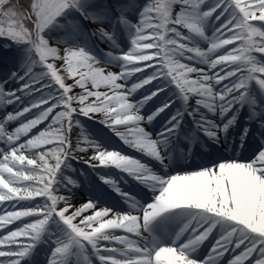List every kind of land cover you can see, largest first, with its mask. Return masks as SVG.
<instances>
[{
	"label": "snow or ice",
	"instance_id": "1",
	"mask_svg": "<svg viewBox=\"0 0 264 264\" xmlns=\"http://www.w3.org/2000/svg\"><path fill=\"white\" fill-rule=\"evenodd\" d=\"M85 22L112 43L106 24L128 30L131 48L116 57L120 70L107 71L86 48L69 46ZM0 42L20 63L0 79V230L31 218L0 233V264H26L48 241L47 264H264V0H0ZM77 67L87 75L76 79ZM89 80L112 94L88 90ZM153 82L150 95L134 98ZM155 97L160 107L141 115ZM177 101L161 131L140 126ZM82 118L111 129L149 161L109 150L87 134ZM241 120L245 154L226 155L230 129ZM116 125H134L135 141ZM253 128L260 146L249 150ZM182 141L216 147L185 152ZM71 161L94 171L114 166L147 191L141 199L121 193L126 209L76 203L78 182L61 180ZM110 177L100 175L120 192Z\"/></svg>",
	"mask_w": 264,
	"mask_h": 264
},
{
	"label": "rangeland",
	"instance_id": "2",
	"mask_svg": "<svg viewBox=\"0 0 264 264\" xmlns=\"http://www.w3.org/2000/svg\"><path fill=\"white\" fill-rule=\"evenodd\" d=\"M29 2V0H26ZM146 0H142L143 3H146L145 2ZM20 3H22L21 0H19ZM209 4L212 3V0H208ZM138 19V17H137ZM136 21L133 20V23H135ZM109 31L111 32H114L115 33V43H112L102 37H100L98 34L97 35H93L95 29H96V25H93V24H86L85 27H84V31H83V35L75 42L71 43L69 46L71 47H84L86 48L92 55H94L99 61H100V64L99 66H103L106 68L107 71H118L120 70V62L118 61V59L116 58L121 52H127L128 50H130L131 48V43H130V35H129V32L127 29L126 32L127 34H124L123 31L121 28L119 27H111L109 25H105ZM215 27H216V24L215 22H212L210 21L208 26H207V29H206V32L209 36H211V34L213 33V31L215 30ZM54 39H59V34H55L54 35ZM202 46L203 43H202ZM227 49H231L232 46L231 45H228V46H225ZM5 50L6 48L2 47L0 48V59H3V60H7V64L4 66H0V79H3L7 74H9V71H18L20 69L19 66H17L14 62H12L10 60V57L11 56V52L9 51L8 53H5ZM220 51H224V49H221ZM111 53V55H110ZM258 57L260 54H256ZM184 62V61H182ZM65 65H61V67H64ZM202 67H205V70H207L206 66H202ZM76 72H77V76H76V79H79L80 78V74H84V75H87L88 73V68L86 67H77L76 68ZM62 74H66V73H62ZM135 77H132V80H134ZM192 80L196 79V76L193 74L192 77L190 78ZM68 83H73V79L71 77H69ZM158 82H153V85H148L146 86L145 88L143 89H140L138 90V92L136 93V96L134 97L135 99H141L143 96L145 95H150L151 94V91L154 90V86L157 84ZM131 84V80L129 81V86ZM15 82L13 81V84H11V86L13 87H17L15 86ZM87 87H88V90L90 91H99L101 93H105L107 92L109 95H111V89L109 88H106L104 86H101L99 89H96L95 87L92 86L90 80L87 81ZM77 91H83L81 89H77ZM171 91V89L169 90ZM36 96L38 97L39 94L37 93ZM34 99V97L32 96H29V97H25L24 98V103L27 104V103H30L32 100ZM90 99H95L94 97H91ZM194 99L195 97L193 98V103H194ZM162 103V100H161V97H155L153 100L149 101L147 104L144 105V107L140 110V114L141 115H145V116H149L151 115L153 112L156 111V109L158 107H160ZM179 101H177V103L175 105H173V109H170L168 110L167 112L165 113H161L160 116H158L153 122L151 125H146L145 123L142 122L141 125H145V126H150L152 127V125H156L158 127H161L163 125H165L167 123V120L170 118V113L179 105ZM26 115H29L31 116V113H28ZM21 119H23V117H21ZM47 123V122H45ZM81 123L83 124L85 130L87 131V133L91 136L92 139L96 140L97 142L101 143V141H99L98 139H96V137L94 136V134L90 131L91 130H94L96 132H99L100 134H102L103 136V140L110 144V145H113V146H117L119 141L118 139L120 140V137L117 136V140L110 136V135H107V134H103L102 131H100L96 126L94 125H89V123L87 122L86 119H81ZM18 126V125H17ZM43 124L38 126L40 128H43ZM130 128H134L133 125H130L129 126ZM36 129H33L32 132H35ZM76 133L75 135H79L80 134V129H76ZM243 129L239 130L236 132V138L238 140V144L240 145V141H241V133H242ZM31 134V133H30ZM231 135V132L230 134ZM121 141V140H120ZM251 147L249 148V150H255L256 148L259 147V141L257 140V142H251ZM182 149V148H181ZM187 151V150H186ZM185 151V152H186ZM212 151V150H210ZM209 151V152H210ZM231 152H227V153H232L233 150H230ZM239 151V150H238ZM245 153H241L240 151L236 153L237 156H241V155H244ZM229 155V154H228ZM191 161H182V164L183 165H186V164H190ZM78 167L77 165L74 164L73 161L70 162V167L69 168H66L64 169L63 171V175L61 177V180L63 181V178L64 177H70L71 179L75 180L78 182V187L72 189L73 191L76 190V191H86L84 187H87V188H91V186L88 185V178L85 176L84 172H82V174L84 175H78ZM119 170V169H117ZM121 171V170H119ZM104 173H110L109 169H102L101 171L99 172H93V176L97 178V180H99V182L101 181L100 179V175L104 174ZM92 178V177H90ZM111 179L112 180H117L116 177L112 178L111 176ZM131 184H134V181H131ZM106 186L108 187V184H106ZM129 186H131L129 184ZM93 189L94 191L96 192H99V188H97L96 186L94 187L93 186ZM88 191V189H87ZM86 191V192H87ZM135 191L137 193H140V190L139 189H135ZM104 192V191H103ZM99 194H101L99 192ZM105 197H108L107 196V193L105 192ZM112 196V195H111ZM128 196L129 197H133V198H136V199H140L138 196H136L133 192H129L128 193ZM149 196L151 198V194L149 193ZM112 198V197H111ZM151 202V200L149 201ZM23 221L22 220H19V221H14L12 224L8 225L7 228H12V229H15L16 225L18 224H22ZM7 228L5 229H2L0 230V233L2 232H6L7 231ZM51 249V248H50ZM50 253H51V250H50Z\"/></svg>",
	"mask_w": 264,
	"mask_h": 264
},
{
	"label": "bare ground",
	"instance_id": "3",
	"mask_svg": "<svg viewBox=\"0 0 264 264\" xmlns=\"http://www.w3.org/2000/svg\"><path fill=\"white\" fill-rule=\"evenodd\" d=\"M192 75H190V77H192ZM89 122H90L91 125H95L97 123L96 121H89ZM97 124H99V123H97ZM129 126L130 125H116L115 127L119 128L121 130V132H123L127 136V138L129 140H131V141L134 142L135 139H136V136L134 135V133L132 131L133 128H130ZM140 126L141 127H146L148 129V131H150L152 129V127H150V126H145V125H140ZM108 130L109 131H112L111 129H108ZM76 132L77 131H75V133ZM233 134L234 135L232 137H230V139H228V141H227L228 142V146H230L231 144H233L234 140H236L235 133H233ZM251 138H257V137L256 136L255 137L254 136H251ZM190 146L192 147L193 144H190ZM126 152L129 153V155H136L137 153H139V151H137L136 149H132V148L126 149ZM140 154H141V156H144V158L148 159L146 153H140ZM175 156H178V155H175ZM86 191H87V189H86ZM86 191H81L80 192V191H76V190L73 191L72 190L71 195H72L73 200L76 203H82V202H85V201H87L89 199H92L90 197V195L88 194V192H86ZM37 199H42V198L41 197H37ZM98 202L101 203V199ZM21 203H23V202H21ZM0 206H2V205H0ZM29 219H31V218L30 217L22 218V220H29ZM49 246H50V242H42V243H39L38 246L36 247L34 253L32 254V256L26 262H29L30 264H39L38 260L39 259H41V260L43 259V256L40 255V254H42V252H45L49 248ZM42 248H44L45 251L44 250H41V252H39L40 249H42ZM36 252H38V253H36Z\"/></svg>",
	"mask_w": 264,
	"mask_h": 264
},
{
	"label": "trees",
	"instance_id": "4",
	"mask_svg": "<svg viewBox=\"0 0 264 264\" xmlns=\"http://www.w3.org/2000/svg\"><path fill=\"white\" fill-rule=\"evenodd\" d=\"M21 1H22L21 4H27L28 3V1H26V0H21Z\"/></svg>",
	"mask_w": 264,
	"mask_h": 264
}]
</instances>
